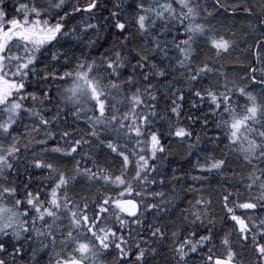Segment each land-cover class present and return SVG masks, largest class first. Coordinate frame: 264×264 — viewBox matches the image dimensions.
I'll return each instance as SVG.
<instances>
[{"label":"snow or ice","instance_id":"snow-or-ice-1","mask_svg":"<svg viewBox=\"0 0 264 264\" xmlns=\"http://www.w3.org/2000/svg\"><path fill=\"white\" fill-rule=\"evenodd\" d=\"M0 264H264V0H0Z\"/></svg>","mask_w":264,"mask_h":264},{"label":"trees","instance_id":"trees-1","mask_svg":"<svg viewBox=\"0 0 264 264\" xmlns=\"http://www.w3.org/2000/svg\"><path fill=\"white\" fill-rule=\"evenodd\" d=\"M73 2H75V0H73ZM86 0H81V3H85ZM211 2V0H209V3ZM241 16H243V14H240ZM243 23H247L246 21H243ZM251 42V41H249ZM161 114L163 115V112H161ZM21 131H23V129H21ZM186 155L185 150L180 147V143L179 141H176L173 146H172V154L169 157V160L172 162L173 166H179V165H184L186 166V161L184 159ZM110 162V161H109ZM189 183H191V181H189ZM185 195L184 192L180 193V196L183 197ZM187 195L189 196V198H191L192 193H187ZM217 211L219 212V205H217ZM219 215L222 216L223 213L219 212ZM251 257V254L249 253L246 257L245 260L247 261L248 258Z\"/></svg>","mask_w":264,"mask_h":264}]
</instances>
